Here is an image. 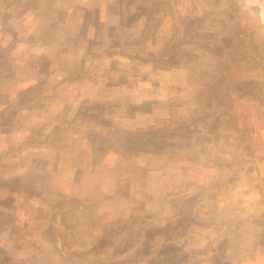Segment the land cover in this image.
Masks as SVG:
<instances>
[{"label": "rangeland", "instance_id": "374dc122", "mask_svg": "<svg viewBox=\"0 0 264 264\" xmlns=\"http://www.w3.org/2000/svg\"><path fill=\"white\" fill-rule=\"evenodd\" d=\"M0 264H264V0H0Z\"/></svg>", "mask_w": 264, "mask_h": 264}, {"label": "trees", "instance_id": "16d2710c", "mask_svg": "<svg viewBox=\"0 0 264 264\" xmlns=\"http://www.w3.org/2000/svg\"><path fill=\"white\" fill-rule=\"evenodd\" d=\"M229 1V0H228ZM233 1V0H232Z\"/></svg>", "mask_w": 264, "mask_h": 264}]
</instances>
